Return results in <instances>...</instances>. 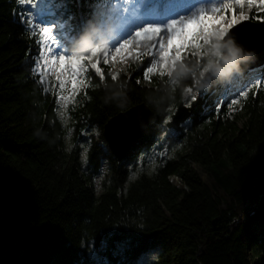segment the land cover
<instances>
[{"label": "trees", "instance_id": "1", "mask_svg": "<svg viewBox=\"0 0 264 264\" xmlns=\"http://www.w3.org/2000/svg\"><path fill=\"white\" fill-rule=\"evenodd\" d=\"M49 2L37 21L58 25L54 35L75 44L60 42L65 52H83L92 33L93 47L119 40L101 0ZM25 8L0 0V264H137L153 252V264H264V87L240 99L237 115L240 103L227 107L264 76V61L210 82L186 120L190 127L177 134L166 133L167 119L204 85L199 73L213 45L186 55L171 77L146 79L142 60L126 72L106 66L101 80L89 65L68 146L58 82L34 72L38 45L21 22ZM82 18L90 30L83 31ZM181 63L190 71L181 73ZM142 104L151 111L149 125L119 161L105 126ZM166 144L168 154L159 148ZM88 250L98 258L87 260Z\"/></svg>", "mask_w": 264, "mask_h": 264}, {"label": "snow or ice", "instance_id": "2", "mask_svg": "<svg viewBox=\"0 0 264 264\" xmlns=\"http://www.w3.org/2000/svg\"><path fill=\"white\" fill-rule=\"evenodd\" d=\"M21 6H30L36 12L25 8L21 13V22L28 29L29 35L38 45V59L35 61L34 72L43 78L45 70H54L55 79L59 82L60 89L65 87L63 77L68 75L71 81V88L76 91L78 84H83V80H78L81 73H86L90 68L94 73L104 79L101 63L109 65L111 61H116L119 57L124 60V53L129 52L133 47L136 49L142 46L148 50V55L152 57L149 65L144 69V77L147 79L149 73H153L159 68L160 74L165 73L171 77L176 69L177 63L184 60L186 55L197 57L196 51L187 52L190 48L198 49L202 45H208L214 39L217 43L213 45L219 55L220 41L229 37L234 28L236 35L241 29L237 26L243 25L250 19L264 24V0H208L207 4L194 5L184 12L175 11L179 0H101L100 6L104 12L109 14L118 24L119 32L126 33L116 43L104 47H93L91 40L96 38V33L91 34V38L82 42L83 52H65L60 46L59 38L54 35V29L58 27L55 23L45 26L37 21L41 5L45 0H17ZM237 9L239 11L237 12ZM247 9V10H246ZM256 10V15L250 16L252 10ZM178 41V42H177ZM229 43L231 39L229 38ZM90 50V54L88 51ZM231 60L227 69L216 67L211 62L208 63L203 71L199 73L203 78L206 73H227L231 72L238 59V51L231 50ZM131 53L129 52V55ZM185 54V55H182ZM207 53H205L206 55ZM137 55L141 53L137 52ZM95 58V62L93 59ZM181 73L190 71L181 63L179 65ZM195 75V73H193ZM116 75H112L115 80ZM252 87L259 90L264 87V76L257 77L254 82L240 90L236 97L232 98L227 104L229 109L233 105L239 104L241 98H247ZM191 93L192 89H187ZM255 95V93H254ZM201 100L203 96L199 97ZM61 98H58V101ZM62 99L67 100V97ZM198 96L191 95L190 102L185 105L193 108L197 103ZM222 104L216 105L219 112Z\"/></svg>", "mask_w": 264, "mask_h": 264}, {"label": "rangeland", "instance_id": "3", "mask_svg": "<svg viewBox=\"0 0 264 264\" xmlns=\"http://www.w3.org/2000/svg\"><path fill=\"white\" fill-rule=\"evenodd\" d=\"M53 1H55V0H53ZM207 3H208V0H179V4L176 7L175 11H177V12H184V11H187L188 8H190V7L194 6V5L207 4ZM49 4H50L49 0H48V2H47V0H45V4H42L41 5V9H40L39 15H37V19L40 18V15L41 14H43L45 6L46 5H49ZM26 7L28 8L29 11L36 12V10L35 9H31L30 6H26ZM238 11H239V9H237V12ZM81 22H82V26H83V31L84 32L91 29V24H90L89 21H88L89 22L88 23L87 20L85 21L82 18L81 19ZM115 25L117 26L116 27V34H115L116 36L115 37H117V39L118 38L121 39L122 36H125L126 35V33L119 32L118 24L116 22H115ZM59 33H60L59 27H57V29H54V34H59ZM59 40H60V42H65L66 39H65V37H60L59 36ZM200 43L202 45L201 48H198V49L190 48V49H188L186 51L187 52H190L191 50H193V51L196 50L197 53H200L202 51L201 50L202 48H206L205 45L203 44V41H200ZM64 44H68V46L71 49L73 47V44L74 43L73 44H70V40H67ZM210 44L211 45H214L215 43H212L211 42ZM212 49L213 50L210 53V56H211V59H212L211 60V63L214 64L218 68L227 69V67H223L222 66V63H221L222 51L219 50V55H216L215 53L217 52V49L215 47H213ZM89 52L87 54H89ZM129 52L131 53L130 55H129ZM129 52H125L123 54L124 55V58H125L124 60H121L118 57L117 60L113 62V61H111V57H109V59H110L109 65H104L103 64V59H101V57H100L101 63H100L99 66L102 68V70H104V68L107 66L108 68H110L111 72H119V71L126 72L130 68V66H132L134 64L137 65L142 60H144V62L141 64L142 65V68H143L142 70L144 72L145 67H147L149 65V63H150V61L152 59V57L150 55H148V50L145 49L142 46L139 49H136L135 47H133V48H131L129 50ZM137 52L141 53V55H137ZM206 53L209 54V51L206 52ZM182 55H185V54H182ZM244 56H245V54H244ZM244 56H241V57H244ZM93 62H95V58L93 59ZM160 71L161 70L159 68H157V70L155 72H160ZM155 72H153V73H155ZM220 74L226 76L228 74V72L226 74L225 73H215V74H213L211 72L210 73H206L205 76L203 77V84L204 85L202 86V88L200 90L196 91L194 93V95H197L198 96V99H199V97L206 91V89L208 87V84L210 82L214 81V80H217L219 78ZM55 75H56V73H55L54 70H50V69L49 70H45L44 77H45L46 80L52 81V84H54L55 82L56 83L58 82L55 79ZM63 79L65 80V87L63 89H60L59 82H58V96H59V98H61V99H59V107H60L59 113H60L61 120L63 122V126H64V129H65V132H66L65 133V135H66V143H67L68 146H71L72 143H73V139L75 137V130H74V127H73V124H72V119H71V110L76 109V107L79 104V100H78L79 91H80V89L83 87V85L86 82V80H85V73H81L80 76H78L77 79L78 80H83L84 83L82 85L81 84H78L76 91H74L71 88V81H70V77L68 75H65L63 77ZM63 97H67L68 99L67 100H64V99H62ZM243 101H246V100H242V102L236 108H234V114L237 115L238 113L242 112V110H243V105H242ZM189 102H190V100L188 99L187 100V103H189ZM173 114L167 119V122H170L172 120ZM242 122H243V120L240 121V123H242ZM182 126L183 127L180 130L186 132L188 130V128L190 127L189 126V121H185L182 124ZM167 130H168V132H166V133H169V134H177V133L181 132V131L178 132V131L174 130L173 128H168ZM99 133L100 132H98V131H94V136H93L92 139L93 140H97L98 139V136H99ZM88 147H89V144H84L82 146V156H81V159L83 161H85V159H86V153H87ZM159 148H160V150L163 151V153L165 152V153L168 154V146H167V144L165 146H160ZM152 153L154 155L156 153H158L157 149L154 148L152 150ZM106 174H107V163H105V165H104L102 174L99 175L98 177H96L94 179L95 180V184H96L97 191H100L102 181L106 177ZM87 253H88V259L87 260H90L91 257L98 258L97 252H95L94 250H88ZM156 257H157V254L156 253H154V252L153 253H149V254L145 255L144 257H142L139 261H136V263L137 264H153V261L156 260ZM84 264H90V263L88 262V263H84Z\"/></svg>", "mask_w": 264, "mask_h": 264}, {"label": "water", "instance_id": "4", "mask_svg": "<svg viewBox=\"0 0 264 264\" xmlns=\"http://www.w3.org/2000/svg\"><path fill=\"white\" fill-rule=\"evenodd\" d=\"M237 27L241 30L236 35L231 34L232 32H236V29L234 28L231 30L229 37H225V39L222 41V66H230V49L238 51V59L233 68L247 69L252 68L254 65L257 66L261 64L264 61V48L258 49L260 50L256 52L258 55L255 53L256 57L254 55L252 58L251 55H248V53L250 54L251 52H247L246 54L244 53L243 46L247 45L246 43L252 39L251 37H256L257 35L264 33V24L255 23L249 20L243 25ZM247 28H250L251 31ZM253 28H263V30L256 31ZM229 38L231 39V43H229ZM185 100L186 99L180 103L176 112L172 116V120L167 123L168 128H173L174 130L179 131L181 129L182 123H184L191 116V112L197 103L193 106V108H187L185 107ZM150 119V109L146 105L142 104L141 106L138 105V107L136 106L127 112L117 115L116 117L112 118L105 126V138L119 161L126 157L133 144L139 138H141L149 125Z\"/></svg>", "mask_w": 264, "mask_h": 264}, {"label": "bare ground", "instance_id": "5", "mask_svg": "<svg viewBox=\"0 0 264 264\" xmlns=\"http://www.w3.org/2000/svg\"><path fill=\"white\" fill-rule=\"evenodd\" d=\"M244 28H246V27H244ZM247 29H249L251 31L250 28H247ZM254 30H256V31H262L263 28H258V29H254ZM251 38L252 39L249 42L246 43L247 45L243 46V49H244V53L245 54L247 52H251L250 54L248 53V55H251V57L253 58L254 55H255V53L258 52V51H260L258 49H263L264 48V33H261V34L257 35L256 37L254 36V37H251ZM252 52H254V53H252ZM255 57H256V55H255ZM254 60H255V58H254ZM247 61H249V60H247Z\"/></svg>", "mask_w": 264, "mask_h": 264}]
</instances>
